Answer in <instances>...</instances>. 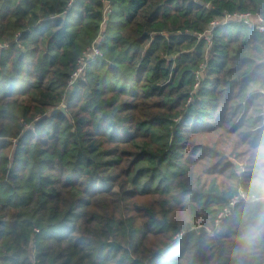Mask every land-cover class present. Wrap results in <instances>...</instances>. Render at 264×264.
Masks as SVG:
<instances>
[{"label": "trees", "instance_id": "obj_1", "mask_svg": "<svg viewBox=\"0 0 264 264\" xmlns=\"http://www.w3.org/2000/svg\"><path fill=\"white\" fill-rule=\"evenodd\" d=\"M109 1L0 0V264H264V0Z\"/></svg>", "mask_w": 264, "mask_h": 264}, {"label": "built area", "instance_id": "obj_2", "mask_svg": "<svg viewBox=\"0 0 264 264\" xmlns=\"http://www.w3.org/2000/svg\"><path fill=\"white\" fill-rule=\"evenodd\" d=\"M105 4H106V16L107 14H109L110 12V1L109 0H105ZM236 20V21H242L244 22L249 28H254L257 31H259L260 33L264 34V18L259 16L258 14H253L251 12L248 13H243V14H236L234 16H230L228 15L227 17H225L223 20L221 21H216L213 22L211 25L210 30L207 31V33L205 34V39L207 40V42L210 44L211 43V39H212V31L214 29H216L217 27H220L222 24H226L230 21ZM103 41V36H101L94 44L91 48H89L84 55L81 57V59L79 60V65L78 68L76 69V71L73 73L71 80L69 82V87L72 88L74 86V84L80 79L82 78L85 73L86 70L88 68L89 63H91L92 61H94L98 56H100V51L98 49V47L100 46L101 42ZM203 70L197 71L196 74V78L198 80V83L195 85V87L197 88L199 86V80L202 76ZM65 106V105H64ZM246 192H244L243 190H240V192L238 193V195H236L230 202L229 207L219 216V219L216 222V228L217 231L220 230L222 228V225L224 223V221L226 219H228L231 214L232 211L235 210V208L240 205L243 204V199L246 196Z\"/></svg>", "mask_w": 264, "mask_h": 264}, {"label": "clouds", "instance_id": "obj_3", "mask_svg": "<svg viewBox=\"0 0 264 264\" xmlns=\"http://www.w3.org/2000/svg\"><path fill=\"white\" fill-rule=\"evenodd\" d=\"M241 173L248 174L247 195L243 199L245 211L259 208L257 224L250 225L254 237L264 234V138L251 150L250 158Z\"/></svg>", "mask_w": 264, "mask_h": 264}, {"label": "water", "instance_id": "obj_4", "mask_svg": "<svg viewBox=\"0 0 264 264\" xmlns=\"http://www.w3.org/2000/svg\"><path fill=\"white\" fill-rule=\"evenodd\" d=\"M56 112H66V106H64V105H62V106H60L58 109H56V110H54V111H51L50 113H49V115H51V114H54V113H56ZM233 162L235 163V165H236V167L238 168V169H241L243 166L241 165V164H239L236 160H233Z\"/></svg>", "mask_w": 264, "mask_h": 264}]
</instances>
